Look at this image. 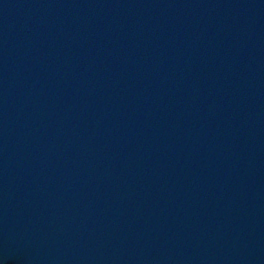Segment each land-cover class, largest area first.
I'll list each match as a JSON object with an SVG mask.
<instances>
[{
  "label": "water",
  "instance_id": "95a60500",
  "mask_svg": "<svg viewBox=\"0 0 264 264\" xmlns=\"http://www.w3.org/2000/svg\"><path fill=\"white\" fill-rule=\"evenodd\" d=\"M0 264H264V0H0Z\"/></svg>",
  "mask_w": 264,
  "mask_h": 264
}]
</instances>
